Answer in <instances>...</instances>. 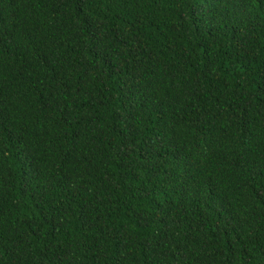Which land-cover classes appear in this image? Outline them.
Masks as SVG:
<instances>
[{
  "label": "trees",
  "instance_id": "1",
  "mask_svg": "<svg viewBox=\"0 0 264 264\" xmlns=\"http://www.w3.org/2000/svg\"><path fill=\"white\" fill-rule=\"evenodd\" d=\"M0 264H264V0H0Z\"/></svg>",
  "mask_w": 264,
  "mask_h": 264
}]
</instances>
